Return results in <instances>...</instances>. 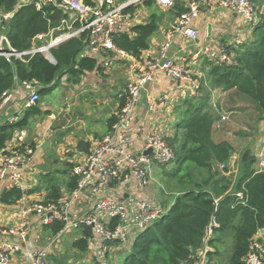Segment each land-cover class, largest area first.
Masks as SVG:
<instances>
[{"label":"built area","instance_id":"1","mask_svg":"<svg viewBox=\"0 0 264 264\" xmlns=\"http://www.w3.org/2000/svg\"><path fill=\"white\" fill-rule=\"evenodd\" d=\"M146 0H95L94 6H87L83 0H18L17 9L25 5H33L35 10L42 12L46 7L53 6L63 11L64 15L76 12V18L69 22L68 18L60 21L57 27L48 33L40 34L29 50L15 51L11 48L6 36H0V57L26 62V57L36 53L48 54L51 62L50 49L71 38L88 34L84 50L86 56L101 57L108 53L117 54L130 62V68L136 72L130 80L123 95L124 103L116 115V122L101 141L95 144L90 152L72 167V176L76 179V189L58 203L27 202L20 209L19 221L11 227L0 225V264H12L13 256L22 251V243L27 238V217L31 214L40 218L44 226L61 223L63 228L47 246L25 252L28 264H49L51 250L58 243V238L73 230L90 228L93 235L89 241L97 244L100 251L110 248L128 251L134 238L153 225L166 210L156 200V193H151L157 185L155 173L175 162V153L170 142L159 130H153L145 137L141 152L134 153L129 147L132 143L130 128L134 119V109L138 104L145 86L153 82L158 75L177 82H188V65L191 61H200L203 57L214 64L228 63L233 54L224 48L218 51L210 47H197L194 51L181 55L174 60L169 57L172 43L177 37L194 43L199 33L193 21L198 18L204 7L217 6L238 16L245 27L254 25L259 20L256 0H186L187 11L178 16L175 24L167 31L165 40L160 44L158 55L148 60L143 67L125 52L119 50L113 36L129 32L131 27L141 24L144 20L138 12V6ZM162 10L173 8L176 0H153ZM10 13L1 14L3 20L10 18ZM76 23H78L76 27ZM38 43V44H37ZM195 47V46H194ZM47 56V55H46ZM105 58V57H104ZM103 58V59H104ZM105 67L109 61H103ZM192 82L191 96L198 97L199 84L203 80ZM27 89L31 83L23 82ZM10 97H5L6 102ZM39 100L37 92L32 91L28 105H35ZM152 100L150 109L154 110ZM229 120L228 114L220 116V121ZM219 127V125H215ZM25 132L16 134V144L0 156V182L8 181L10 187L26 193L25 171L34 149L25 141ZM150 151V152H148ZM264 166V160L260 162ZM135 185V188H134ZM128 186V187H127ZM133 186L137 195L124 198L125 188ZM157 189V188H156ZM158 190V189H157ZM138 192L140 194H138ZM145 192L146 195H142ZM130 194V193H126ZM26 194L19 200L22 201ZM82 196L92 202L89 212H76L75 206ZM237 204L246 203L243 192L234 193ZM217 207L218 200L214 201ZM76 213V214H75ZM115 223V225H114ZM217 224L212 220L205 230L202 246L191 252L190 264H215L211 259L212 251L208 241L214 237L213 229ZM264 232V230H262ZM254 237L250 250L244 258V264H264V233ZM259 234V236H258ZM92 243V244H93ZM92 246V245H91Z\"/></svg>","mask_w":264,"mask_h":264},{"label":"trees","instance_id":"2","mask_svg":"<svg viewBox=\"0 0 264 264\" xmlns=\"http://www.w3.org/2000/svg\"><path fill=\"white\" fill-rule=\"evenodd\" d=\"M17 3L18 0H0V14L14 12ZM83 3L94 6L95 0H83ZM143 4L148 8L155 3L146 0ZM173 8L177 16L187 11L181 1H175ZM66 17L56 7L49 6L38 12L29 4L17 9L8 22L0 19V33L6 35L13 50L21 52L30 49L38 35L57 27ZM148 18V21L131 27L129 32L114 35L115 46L139 59L142 52L149 48L150 38L158 31L161 22L160 15L155 12ZM253 35V40L240 46L230 62L210 65L207 79L209 88L235 90L246 97L258 113L264 114V7L259 13L258 22L254 24ZM87 39L88 34L83 33L50 49L55 64L49 63L40 53L26 57V62L0 57V104L16 79L22 83L41 85L43 88L37 90L39 97L55 89L64 75L73 83H78L81 75L98 68L96 59L80 57ZM123 103L122 97L120 108ZM182 108L176 124L177 133H182L180 142L174 148L176 168L167 175L186 188L174 197L162 217L134 238L121 264H190L191 252L202 246L205 230L212 220L217 227L213 229L214 237L208 241L212 251L210 255L218 254L219 244L231 230L233 242L228 264H244L254 237L264 230V169H255L256 159L251 150H246L241 157V175L233 193H229V179L214 171V165L225 166L233 152L228 142L215 143L212 140L213 125L219 120L218 112L209 108L208 95L185 100ZM40 114L41 110L36 104L30 106L19 121L0 124V150H5L13 135L25 130L29 120ZM115 122L116 117H111L109 127ZM30 147L34 149L33 144ZM187 163L199 171H207L208 178L196 182L191 172L187 171V168H191L186 167ZM69 168L72 171L71 165ZM183 170L186 172L181 175ZM43 178L48 183L44 203H58L62 198L60 186L49 175ZM76 185V179L69 177L65 188L71 193ZM237 192H243L244 205L237 204L234 196ZM29 193L31 191L24 193L11 187L1 193L0 203L13 205ZM215 200H218L217 207ZM45 228L56 235L63 226L54 223ZM215 234L218 236L215 237ZM92 235L90 228H82L81 237L72 242V247L85 253ZM262 244L264 246V237Z\"/></svg>","mask_w":264,"mask_h":264},{"label":"crops","instance_id":"3","mask_svg":"<svg viewBox=\"0 0 264 264\" xmlns=\"http://www.w3.org/2000/svg\"><path fill=\"white\" fill-rule=\"evenodd\" d=\"M181 2H183L184 6L187 8L186 0H181ZM255 5L260 13L264 7V2L263 0H258L257 3L255 1ZM142 6L145 7L144 4H142ZM137 10L141 13L142 17H144V11L141 9ZM16 11L17 8H15L14 12L10 13V18ZM66 18H68V16ZM0 19L2 18L0 17ZM3 21L8 22L9 20ZM77 24L78 23L75 25ZM193 25L199 33L198 40L195 44H192L181 37H177L172 43L169 51V57L171 59L176 60L181 55L194 51L196 45L199 48L208 46L217 51L220 48H224L234 56L236 50L239 49L240 46L247 45L254 38L253 28L250 29L243 26L238 16L217 6L204 7L200 11L198 18L193 21ZM166 28L163 25H159L158 31L150 38L149 48L142 52L139 59L134 58L138 62L139 67H143L148 60H152L158 55L160 44L166 37L168 27ZM1 34L2 33H0V36L3 35ZM4 36L6 35L4 34ZM33 43L34 41H32V45ZM41 55L48 60L49 63L55 64L54 59V62H51L46 55ZM80 57L96 59L98 68L92 72L81 75L78 83H73L71 80H68V77L65 75L62 76L59 80V85L55 89L47 91V93L44 94L48 97L47 100L42 99L44 95L39 97L36 104L41 110V114L40 116L31 118H37L32 134L27 133L26 129L21 130L26 134V143L34 145V153L27 164L24 179L31 193L26 194L22 201H17L13 205H4L0 203L1 226H14L20 219V209L25 203L42 202L45 200V189L48 185L46 179L43 178L45 175H49L60 186L62 193L61 199H65L69 196L70 192H68L65 187L69 177H73L71 170L69 171L70 165L72 169L73 165L84 158L95 144L101 141L112 128V126L109 127V119L111 117H116L119 112L120 99H122L127 88L125 85L130 82L136 72L130 68V62H128L127 59H123L117 54L108 53L107 56H104L105 58L101 57V55L89 57L86 56L83 47ZM203 58L204 59L198 62L191 61L189 63L188 82H177L167 78L165 75H158L153 82L145 86L144 90L141 92L139 102L135 106L134 119L130 128L133 139L129 149L132 152H141L145 137L153 130H159L168 141L171 139V146H175V144L178 145L180 142V134L175 132V130L177 131L178 129L172 126H175L177 120L180 118L184 101L193 98V96H191L192 82H198L200 80V75L203 80L198 83V97L200 96L199 93L202 92L208 95L211 101L212 97L210 95H214L217 102L219 98L225 99V97L231 93L232 99L228 101L232 104H236L235 106L238 107L236 111H240L245 107H242L240 102H244L247 104L246 106H250L252 109L256 110L246 97L240 95L235 90L224 91L221 88H209L207 73L210 65L214 63L205 57ZM106 60L109 61V66L107 67L103 64V61ZM110 85H113L114 89L115 86L119 85L118 93L115 96H111L107 92V87ZM30 86L31 88L27 89L24 83L17 79L15 80L14 86L8 91L7 97L10 98L6 102L0 104V124H12L19 121L24 116L27 109L30 107L28 101L31 92H37L38 89L43 88L41 85H36L34 83H31ZM48 88H50V86H48ZM152 100L155 101L154 110L150 109ZM210 101L209 103H211ZM220 109H223L222 105H220ZM216 112H218L219 120L213 125L214 131L212 133V140L215 143L225 141L231 144L232 137L224 131V124H226L227 121H220V116L226 113L224 111L221 113L219 110H216ZM228 116H230L229 113ZM217 124L219 127H215ZM16 134H14L12 140L6 144L5 150H0V156L3 152L8 151L9 148H12L16 144L14 138ZM237 137L240 136L237 135ZM262 142L263 146L260 147L259 145L255 152L252 153L256 159L254 167L257 171H262L264 169V166L260 165L262 160L257 163V156H263L264 154V140ZM42 146H46V148H42ZM259 147L260 151L256 152ZM50 152H56L57 155H59V161L66 163V166L60 167V162L50 161L48 156ZM57 167L59 168L56 169ZM58 177H61V179L64 178V190L61 186L63 182L56 180ZM9 188L11 187L8 181H1L0 195ZM134 188L133 186L125 188L124 198H127L128 195H130L131 198L137 195V190ZM138 194L140 193L138 192ZM146 194L143 192L142 195ZM84 197L85 196H82L81 201L75 206L76 212L91 211L92 202H88ZM172 202L173 200L169 203L167 208L163 210L167 211ZM26 221L27 238L25 242L21 244L22 251L13 256L12 264H28L25 255L26 251L47 246L55 237H58L59 234L52 235L49 230L45 228L47 226L42 225L40 218L34 214L29 215ZM78 231L81 235V229ZM261 233L264 232L262 231L259 234ZM42 239L46 240L44 245H42ZM2 240H5V238L0 237V241ZM92 243L93 242L89 241V248Z\"/></svg>","mask_w":264,"mask_h":264},{"label":"rangeland","instance_id":"4","mask_svg":"<svg viewBox=\"0 0 264 264\" xmlns=\"http://www.w3.org/2000/svg\"><path fill=\"white\" fill-rule=\"evenodd\" d=\"M180 1L181 0H176V2ZM257 1L258 0H256V3ZM138 7L139 9L144 11V22L148 21V17L155 12L161 17L160 25L165 26V28L168 27V30L175 24L174 22H176V18H178V16L173 12L174 8L164 11L156 4H153L152 7L148 8L143 7L142 5ZM75 18L76 12H73L69 14L68 20L69 22H71ZM248 28L252 29L254 28V25H250V27ZM1 33L3 34L1 35L4 36V33ZM45 55H47V57L49 56L48 54ZM128 84L125 86H128ZM107 89L109 95L115 96L118 93L119 85L115 86V89L113 85H110L107 87ZM199 95L200 97H206V94L202 92H200ZM210 96L212 98L210 101V97H208V103L209 101L211 102L209 103V108H212V110L214 109L215 112L216 110H219L221 113H223L222 111H224L226 114L229 113L230 115L229 120L226 122V124H224V131L232 137L230 145L232 146L233 152L228 163L225 166L214 165V171L216 170L218 174L223 176L225 175L229 179L231 183L229 187V193H233V188L241 175V157L243 153L246 150H251V152L253 153L259 145L260 147L263 146L262 141L264 140V114H260L255 109H252V107L246 106L247 104H245L244 102H240L242 107L245 106L244 109L236 111L238 110V107L235 106L236 104H232L228 101L232 99L231 93L230 95H227L225 99L219 98L217 102L214 98V95ZM47 98L48 97L45 95L42 97L43 100H47ZM220 105H222V108L224 110L220 109ZM36 119L37 118H33L29 121L26 128L27 133L32 134V131L35 128ZM172 127H176V125H173ZM175 132L177 131L175 130ZM180 135L181 136H179V140L182 137V133H180ZM237 135H239L240 137H237ZM169 142H171V139H169ZM172 146L174 150L177 145L175 144V146ZM260 147L256 152L260 151ZM48 156L50 158V161L52 160L53 162H60V167L66 166V163L59 161V155H57L56 152H50ZM263 159L264 154L263 156L258 155L257 163H259V161ZM175 164L176 162H172L170 166L161 168L155 173V180L157 182V185L153 186L151 193H156V200L160 202L162 209L167 208L174 197L184 191L186 188V186L179 185L178 183L174 182L173 179H170L167 175V172L176 168ZM188 166H190L191 168H187V171L191 172L196 182H202L204 179L208 178L209 174L207 173V171H199L193 168V165L190 163L186 164V167ZM58 168L59 167H57L56 169ZM185 172L186 171L183 170V173H181V175H183ZM62 179L61 177H58L56 180L63 182L61 186L64 190L65 183L64 178ZM79 236L81 235L78 230H73L61 235L56 242L58 244L51 250V255L48 258L49 264H121L122 258L127 252L125 251L127 250L126 248L125 250L110 248L106 251H100L97 244H92V246L85 253H80L72 247V242L80 238ZM217 236L218 234H215V237ZM41 241L42 245L46 243V240L42 239ZM232 242L233 232L230 230L222 239V243L219 244L217 248L218 254L211 255V259L215 264H228L232 249Z\"/></svg>","mask_w":264,"mask_h":264},{"label":"water","instance_id":"5","mask_svg":"<svg viewBox=\"0 0 264 264\" xmlns=\"http://www.w3.org/2000/svg\"><path fill=\"white\" fill-rule=\"evenodd\" d=\"M14 14H12V16H13ZM40 119H42V118H40ZM42 148H46V146H42ZM148 152H150V151H148Z\"/></svg>","mask_w":264,"mask_h":264}]
</instances>
